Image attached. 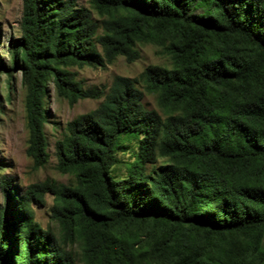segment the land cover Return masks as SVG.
Listing matches in <instances>:
<instances>
[{
  "label": "trees",
  "instance_id": "16d2710c",
  "mask_svg": "<svg viewBox=\"0 0 264 264\" xmlns=\"http://www.w3.org/2000/svg\"><path fill=\"white\" fill-rule=\"evenodd\" d=\"M89 2L22 0L8 37L0 73L20 71L33 167L48 158L49 81L70 103L102 99L55 141L71 179L17 192L0 176V264H264V0ZM137 42L168 62L114 75L104 93L70 69L135 60ZM130 137L133 158L117 175ZM45 193L54 225L43 227L33 206Z\"/></svg>",
  "mask_w": 264,
  "mask_h": 264
},
{
  "label": "rangeland",
  "instance_id": "374dc122",
  "mask_svg": "<svg viewBox=\"0 0 264 264\" xmlns=\"http://www.w3.org/2000/svg\"><path fill=\"white\" fill-rule=\"evenodd\" d=\"M78 4L90 6L89 0H76ZM22 10V0H0V61L9 63L8 37L19 35L18 21ZM94 17L97 14L93 9ZM139 57L127 61L124 56L118 55L104 66H72L85 89L106 92L114 75L120 74L129 77H138L143 68L148 64H164L168 62L167 56L159 52L158 46L151 42H137ZM6 75L0 73V176L11 178V182L17 192H22L29 183L43 180L46 177L58 181L71 179L68 173H62L56 168V156L54 144L60 137L67 121L78 114L87 112L97 106L101 96H86L70 103L65 97L58 95L52 82L47 83L46 122L44 132L47 140V161L38 166H32V159L26 153L28 129L26 126L25 108L23 103L24 87L20 81V71L13 70L11 78L6 81ZM6 82L10 88L6 86ZM9 95L6 98V95ZM143 102L149 108L158 109L156 96L153 93H145ZM135 138H124L116 150L118 162L114 166L117 175L124 173L125 163L133 158ZM45 202L41 206H33L35 219L44 227L47 224L54 225L49 217V208L52 204V195L45 193ZM3 203L2 190L0 188V205Z\"/></svg>",
  "mask_w": 264,
  "mask_h": 264
}]
</instances>
